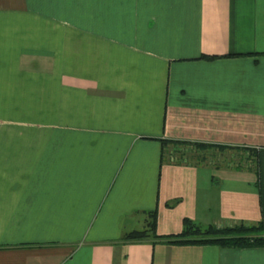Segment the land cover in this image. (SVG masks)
Segmentation results:
<instances>
[{
    "label": "crops",
    "instance_id": "0c3cea01",
    "mask_svg": "<svg viewBox=\"0 0 264 264\" xmlns=\"http://www.w3.org/2000/svg\"><path fill=\"white\" fill-rule=\"evenodd\" d=\"M184 220L264 222V0H0V264H264Z\"/></svg>",
    "mask_w": 264,
    "mask_h": 264
},
{
    "label": "trees",
    "instance_id": "16d2710c",
    "mask_svg": "<svg viewBox=\"0 0 264 264\" xmlns=\"http://www.w3.org/2000/svg\"><path fill=\"white\" fill-rule=\"evenodd\" d=\"M200 59L210 60L213 57L201 56ZM164 143V142H163ZM183 145H187L184 143ZM155 213L150 215L152 221L148 224V230L146 231H133L131 233L125 234L123 240H137L143 239L147 236V232H151L152 237H156L153 233V223ZM151 225V226H150ZM264 232V222L259 223L257 226H250V228H244V226H234L232 228H223V230L216 229V227L208 226L201 227L190 220L183 221V231L176 236H167L165 239L171 244H199V245H215L220 248L229 249H242L251 247H264V235H250L253 232ZM241 232H247L249 234H241ZM225 234L229 237L226 238Z\"/></svg>",
    "mask_w": 264,
    "mask_h": 264
},
{
    "label": "rangeland",
    "instance_id": "374dc122",
    "mask_svg": "<svg viewBox=\"0 0 264 264\" xmlns=\"http://www.w3.org/2000/svg\"><path fill=\"white\" fill-rule=\"evenodd\" d=\"M61 6V10H62ZM64 8V7H63ZM66 8V7H65ZM60 28L66 27V21H61ZM220 158H228L230 159L231 165L233 166H240L247 160L250 161L252 166L254 165V159L252 158L253 153L249 150H241V149H220V148H213L210 145L206 144H187L183 145L181 143L176 142H169L165 141L163 143V153L162 158L165 161H181V162H212V158L217 159ZM251 158V159H250ZM218 160V159H217ZM147 227V226H146ZM237 227V226H236ZM243 227V226H242ZM244 228H250L246 226ZM219 230H223V228H216ZM241 234H249L247 232H241ZM264 235V232L258 231L250 233V235ZM231 235V234H228ZM227 234H225L226 238H228Z\"/></svg>",
    "mask_w": 264,
    "mask_h": 264
}]
</instances>
